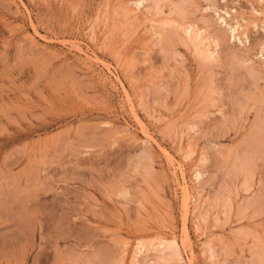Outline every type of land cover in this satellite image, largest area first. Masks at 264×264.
I'll return each mask as SVG.
<instances>
[{"label":"rangeland","instance_id":"1","mask_svg":"<svg viewBox=\"0 0 264 264\" xmlns=\"http://www.w3.org/2000/svg\"><path fill=\"white\" fill-rule=\"evenodd\" d=\"M145 2L0 0V264H157L170 235L184 264L264 251V154L249 182L226 166L264 93V0ZM170 20L223 33L216 59Z\"/></svg>","mask_w":264,"mask_h":264},{"label":"bare ground","instance_id":"2","mask_svg":"<svg viewBox=\"0 0 264 264\" xmlns=\"http://www.w3.org/2000/svg\"><path fill=\"white\" fill-rule=\"evenodd\" d=\"M146 0H139V3H137L138 6H140L141 4L144 5V3ZM155 1V4L157 3H160L162 2L163 0H153ZM198 1V0H197ZM263 1V0H262ZM211 2V1H210ZM158 6V4H157ZM177 6V5H176ZM141 7V6H140ZM159 7V6H158ZM178 7V6H177ZM158 9V8H157ZM179 9V8H178ZM184 11V10H183ZM224 11V10H223ZM127 13V12H126ZM125 13V14H126ZM163 13V12H162ZM161 13V15H162ZM227 13V12H226ZM257 13V12H256ZM124 14V16H125ZM171 14V13H170ZM182 14V13H181ZM175 16V15H174ZM186 16V14H185ZM184 16V17H185ZM230 16V15H229ZM126 17H128V15H126ZM156 17H159L156 15ZM221 17V16H219ZM224 18V17H222ZM185 19V18H183ZM221 19V18H220ZM222 20V19H221ZM225 20V19H224ZM222 21V23H226V25L228 26L227 22L226 21ZM235 20V19H234ZM171 21V20H170ZM154 23H158L159 24V21H155L153 20ZM188 22V21H187ZM206 22V21H205ZM244 22V21H243ZM131 23V22H130ZM235 23V22H234ZM169 24H175L177 25L176 27H179V30L183 31V33L185 34L186 38L184 39L186 41V44L191 45L190 47H194L196 53H197V57L199 56V58H202V59H205V60H210V59H216V52H217V48L219 46H221L223 42L226 41V36L223 35V33L221 34L220 32L218 33H208L209 32V28L211 27L209 23H203L204 25L202 27H199L197 26L196 23H186L185 20L180 23V22H177V21H171V22H163L162 25H169ZM240 24V23H239ZM230 26V25H229ZM170 27V26H169ZM239 25L238 26H235V27H231L232 29V32L234 33V39H237V32L239 31ZM139 28V27H138ZM173 28V27H172ZM255 28V27H254ZM162 29V28H161ZM171 30V29H170ZM174 31V30H173ZM208 31V32H207ZM156 32V31H155ZM164 32V31H163ZM178 32V30H177ZM176 33V32H175ZM208 33V34H207ZM232 33V34H233ZM236 33V34H235ZM239 33V32H238ZM242 34V33H241ZM155 35H159L157 33H155ZM163 35V34H162ZM240 35V34H239ZM161 36V34H160ZM158 36V37H160ZM166 36V35H165ZM163 38V37H162ZM166 38V37H165ZM170 38V37H169ZM181 38V37H180ZM161 39V37H160ZM164 39V38H163ZM167 39V38H166ZM165 40V39H164ZM180 40V39H179ZM161 41V40H160ZM167 41V40H166ZM182 41V40H181ZM148 43V42H147ZM225 44V43H224ZM164 45V44H163ZM162 47V46H161ZM246 48V47H245ZM167 49V48H166ZM224 50V49H223ZM163 51V50H162ZM237 51V50H236ZM180 54V53H179ZM234 59L236 60V64L234 65V69L236 70L237 74H238V68L241 67V64H243V62H245L244 58L242 56H237L235 55L234 56ZM231 60V59H230ZM158 61V60H157ZM217 61H219V59H217ZM234 62V61H233ZM212 63V62H211ZM245 64V63H244ZM182 65V64H181ZM231 65V64H230ZM208 66V65H207ZM236 66V67H235ZM240 66V67H239ZM184 68V67H183ZM231 68V67H230ZM249 70L246 72L248 73L250 76H251V79H254L255 82H258L260 80V77L258 75V71H256L254 68H248ZM186 73V72H185ZM200 74V73H199ZM198 74V75H199ZM208 74V73H207ZM232 74V73H231ZM234 74V73H233ZM239 76L241 75L240 73L238 74ZM235 76V75H234ZM239 76L237 77V79L239 78ZM242 76V75H241ZM233 77V75L231 76ZM244 77V76H243ZM230 78V77H229ZM242 78V77H241ZM232 79V78H231ZM236 79V81H237ZM246 79V77H245ZM252 81V80H251ZM237 84V83H236ZM253 85V84H252ZM221 86V85H220ZM178 89V87H177ZM216 89V88H215ZM210 90V89H209ZM247 92V91H246ZM260 93V91H259ZM162 94V93H161ZM208 94V93H207ZM238 94V93H237ZM206 95V94H205ZM254 95V94H253ZM144 96V95H143ZM184 96V95H183ZM233 96V95H232ZM256 98V96H255ZM214 101V100H213ZM212 101V103H213ZM246 101V100H245ZM250 102V101H249ZM242 103V102H241ZM245 103V102H244ZM245 104H248L247 101ZM250 106V105H249ZM255 106H256V109H257V116H256V119H255V122H254V126L251 127L252 130L250 133H247V135L249 134L250 136L248 137V140L246 139L245 143L246 144H242V148L240 147V149L237 151V153L235 152V155H234V158L235 159L234 161L231 160V162H228L226 166H229V169L230 168H234L236 170H242L245 175H246V181L247 179L250 181V175L252 173V175L254 176V169H255V164L257 163L256 160H258V156L260 154H264V93L261 97H258L256 100H255ZM254 106V107H255ZM200 107V106H199ZM251 107V106H250ZM238 109V108H237ZM241 110V109H240ZM252 110V109H250ZM155 111V110H154ZM207 113V112H206ZM241 113V112H240ZM222 116V115H221ZM165 118V117H164ZM213 118V117H212ZM230 118V117H229ZM231 119V118H230ZM228 120V119H227ZM232 121V120H231ZM227 122V121H226ZM225 122V123H226ZM236 122V121H235ZM224 123V124H225ZM247 123V122H246ZM214 124V123H213ZM241 124V123H240ZM94 127V126H93ZM197 127V125L194 123V125H192V128H195ZM220 128V127H219ZM166 129V128H165ZM173 131V130H172ZM200 132V131H199ZM220 133V132H219ZM223 133H225L223 131ZM227 133V132H226ZM197 134V133H196ZM199 134V133H198ZM236 135V134H235ZM181 136V135H180ZM229 136V135H228ZM251 137V138H250ZM253 137V138H252ZM250 138V139H249ZM183 141V140H182ZM159 147V146H158ZM191 147V145L189 146V148ZM161 148V147H160ZM238 149V148H237ZM228 150V149H226ZM218 151V150H217ZM232 151V150H231ZM225 152V151H224ZM241 152H244L243 154V157L241 158ZM166 153V152H165ZM192 153H194L193 151H191L190 149V153L189 155H191ZM208 153V152H207ZM232 153V152H231ZM222 154V153H221ZM225 154H228V153H225ZM220 155V154H219ZM223 156V154L221 155ZM232 156V155H231ZM231 156H224V157H227L226 159L230 158ZM261 156H259L260 158ZM201 158V157H200ZM264 158V156H263ZM206 160H209L207 159V156H205L204 158H202V161H206ZM225 160V159H224ZM170 161V160H169ZM173 161V160H172ZM227 161V160H226ZM241 161V162H239ZM171 163V162H170ZM242 163V164H241ZM17 164V163H16ZM241 164V165H240ZM9 166V165H8ZM13 166V165H12ZM241 166V167H239ZM258 166V165H257ZM6 168V167H5ZM9 168V167H8ZM147 168V167H146ZM196 169V168H195ZM258 169V168H257ZM4 170V169H3ZM155 170V169H154ZM198 170V169H197ZM256 170V169H255ZM6 171H9V169H7ZM13 171V170H12ZM148 172V171H147ZM150 172V171H149ZM149 172L147 174H149ZM256 172V171H255ZM10 173V172H9ZM151 174V173H150ZM149 174V175H150ZM195 174V173H194ZM203 173L202 172H198L196 173V180H200L201 177L203 176L202 175ZM225 174V173H224ZM227 174L230 175L232 174V170H229L227 171ZM126 175V174H125ZM142 176V175H141ZM227 176V175H226ZM236 176V175H235ZM229 177V176H228ZM231 177V176H230ZM248 177V178H247ZM14 179V178H13ZM145 180V179H144ZM228 181V180H227ZM245 181V185L247 182ZM2 182V181H1ZM200 182V181H199ZM253 183V182H252ZM249 183H247L248 185ZM246 185V187H247ZM200 186V185H199ZM122 189V187H120ZM201 188H202V185H201ZM248 190V187L246 188ZM30 191V190H29ZM121 195H126L127 192L126 191H120ZM1 196V195H0ZM190 199H191V193H190V189L188 188V186H185L184 188V198H183V208H184V212L187 214L188 211H190L189 209V204L190 203ZM193 200V199H191ZM198 200V199H197ZM134 201V200H133ZM256 203H257V200H255ZM204 202V201H203ZM228 202V201H226ZM259 203V202H258ZM224 204H225V200H224ZM255 204V202H254ZM209 205V204H208ZM257 205V204H256ZM262 205V204H261ZM251 206V205H250ZM227 207V206H226ZM256 207V206H255ZM260 207V206H259ZM182 208V209H183ZM203 208V207H202ZM262 209V208H260ZM4 213V212H3ZM200 213V212H199ZM202 213V212H201ZM185 214V215H186ZM203 215H206L207 214H201V217H203ZM199 217V218H201ZM228 217V216H227ZM2 218V217H1ZM22 219V218H21ZM226 220V219H225ZM230 221V220H229ZM20 223V222H19ZM23 227V226H22ZM185 230V229H184ZM243 231V230H242ZM45 235V234H44ZM189 234L187 233V231L185 232V237H186V242L189 244L191 241L189 239ZM167 236V235H166ZM36 237V236H35ZM140 237V236H139ZM142 239V238H140ZM146 240V239H145ZM181 240V239H180ZM185 240V239H184ZM190 241V242H189ZM124 242V241H123ZM149 243V244H147ZM143 242V241H140V243H138L137 247H136V253H135V256L137 257V255L139 254L140 255V252L145 248V249H149L150 246L152 244H154V242ZM152 243V244H151ZM185 242H183V249H185V245H184ZM158 247H164L166 248L167 250H171L170 251V254L166 257H163V258H158L159 259V263H160V260H164L166 261L167 263L169 262H172L175 261V262H178L180 264H184V258H183V254L181 252V249H180V243H179V240H178V237L177 236H174V235H170L169 237H162L159 239L158 241ZM182 244V243H181ZM191 245V243H190ZM210 246V244H208ZM207 245V246H208ZM213 245V244H211ZM127 246V245H126ZM191 247V246H190ZM189 247V248H190ZM258 249H260L259 247H256ZM102 249V248H101ZM187 249V248H186ZM191 249V248H190ZM209 250V249H208ZM103 251V250H102ZM147 251V250H146ZM164 251V250H163ZM192 251V250H191ZM216 249L214 246H210V252H211V259L212 258H215V254H216ZM149 252V251H147ZM185 252V251H184ZM190 252V251H189ZM209 252V251H208ZM113 253V252H112ZM159 253V252H158ZM145 254V253H144ZM164 254V253H163ZM186 254V253H185ZM189 254V253H188ZM105 255V254H104ZM228 255V254H227ZM90 256V255H89ZM132 256V255H131ZM130 256V257H131ZM135 256H134V259H135ZM165 256V255H164ZM252 256V255H251ZM209 257V258H210ZM106 258V257H105ZM124 259V258H123ZM138 259V258H137ZM210 259V260H211ZM216 259V258H215ZM90 259H87L86 262H89ZM189 260V259H188ZM133 261V259H132ZM131 261V263H132ZM164 261H162L163 263H165ZM192 262V260H190ZM214 262V259L212 260ZM157 262V264H159ZM217 262V261H216ZM130 263V264H131ZM132 264H135L132 263ZM138 264V263H137ZM156 264V263H155ZM177 264V263H176ZM216 264V263H215ZM218 264V262H217ZM221 264V262L219 263ZM222 264H225V263H222ZM253 264H264V251L261 250L259 251L258 253H256L255 255V259H254V262Z\"/></svg>","mask_w":264,"mask_h":264}]
</instances>
